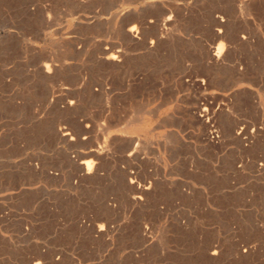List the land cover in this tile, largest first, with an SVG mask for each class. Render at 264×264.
Wrapping results in <instances>:
<instances>
[{"label":"rangeland","instance_id":"obj_1","mask_svg":"<svg viewBox=\"0 0 264 264\" xmlns=\"http://www.w3.org/2000/svg\"><path fill=\"white\" fill-rule=\"evenodd\" d=\"M70 1L0 0V264H264V0Z\"/></svg>","mask_w":264,"mask_h":264},{"label":"bare ground","instance_id":"obj_2","mask_svg":"<svg viewBox=\"0 0 264 264\" xmlns=\"http://www.w3.org/2000/svg\"><path fill=\"white\" fill-rule=\"evenodd\" d=\"M72 1V0H71ZM70 1V2H71ZM77 2H80L81 3V1H77ZM76 2V3H77ZM66 3V2H65ZM131 16V15H130ZM135 15H133L132 17H134ZM171 17V16H170ZM139 18V17H138ZM126 19V18H125ZM130 19V18H129ZM134 19H135V17H134ZM142 19V18H141ZM140 20V19H139ZM138 21V20H137ZM142 21V20H141ZM131 22V21H130ZM132 23V22H131ZM130 23V24H131ZM134 24H135V22H133ZM147 23V22H146ZM128 24H129V22H128ZM132 25V24H131ZM136 25V24H135ZM147 25V24H146ZM139 27V26H138ZM140 27H142V26H140ZM148 27V26H147ZM146 28V27H145ZM152 27H150V29H151ZM157 28V27H156ZM155 28V29H156ZM147 29V28H146ZM164 29V28H163ZM125 31V30H124ZM136 31H138V30H136L134 27H131L129 30H128V32H129V34H132V35H135L134 33L136 32ZM147 31V30H146ZM160 32H161V29H160ZM219 33L221 32V31H218ZM127 34V33H126ZM128 34V35H129ZM222 34V33H221ZM132 35H130V36H132ZM161 35V34H160ZM163 35V34H162ZM130 36H128L129 38H130ZM138 36V35H137ZM140 38H141V36H139ZM138 37V38H139ZM164 37V36H163ZM166 37V36H165ZM222 37V36H221ZM133 38H135V37H133ZM218 38H220V37H218ZM223 38V37H222ZM147 39V38H146ZM146 39H144V40H146ZM131 40H132V38H131ZM139 40V39H138ZM142 41H143V39H142ZM150 41V40H149ZM153 41V40H152ZM135 42V41H134ZM141 42V41H140ZM145 42V41H144ZM147 42V41H146ZM158 43V42H157ZM156 43V44H157ZM143 44V43H142ZM155 44V43H154ZM155 44V45H156ZM150 46H152V45H150ZM149 47V46H148ZM219 47V46H218ZM217 48V47H216ZM107 52V51H106ZM108 52H110V50L108 51ZM209 52V51H208ZM109 54V53H108ZM118 56H120V55H118ZM118 56L117 55H115V54H110V55H108V56H106V60H111V61H114V60H118L119 58H118ZM214 56L215 57H219L220 56V50L218 49V51H217V53H215L214 54ZM225 56V55H224ZM212 57V56H211ZM118 58V59H117ZM122 58L123 57H121V59L120 60H122ZM225 58V57H224ZM213 60V59H212ZM66 61V60H65ZM116 62V61H115ZM123 62V61H122ZM47 65H50L49 63L47 64ZM62 65H64V63L62 64ZM52 66V65H51ZM51 66L49 67V66H45V69H46V73H50L52 70V68H51ZM51 68V69H50ZM43 69V68H42ZM55 69H56V67H55ZM204 84H205V82H204ZM203 85V84H202ZM207 85V84H206ZM207 88V87H206ZM69 104V103H68ZM73 105V104H72ZM135 108V107H134ZM139 108V107H138ZM208 109V108H207ZM206 111V110H205ZM211 111V110H210ZM208 112H209V110H208ZM195 113V112H194ZM207 113V112H206ZM211 113V112H210ZM135 114V113H134ZM197 113H195V115H196ZM201 114V113H200ZM198 115V114H197ZM202 115V114H201ZM198 117V116H197ZM199 119V118H198ZM208 120V119H207ZM206 120V121H207ZM91 128V127H90ZM247 129V128H246ZM61 130V129H60ZM241 131H243V130H241ZM246 131V130H245ZM249 131V130H248ZM81 134V133H80ZM238 134V133H237ZM61 135L63 136V137H66V136H69L70 135V133L69 132H66L65 130H64V132L62 131L61 132ZM79 135V134H78ZM82 135V134H81ZM244 135V134H243ZM242 135V136H243ZM245 135H246V133H245ZM71 136V135H70ZM240 136V135H239ZM249 136V135H248ZM125 137V136H124ZM75 138H76V136H75ZM77 139V138H76ZM112 142V141H111ZM132 142V141H131ZM111 149V148H110ZM110 149H109V151H110ZM100 150H102V149H100ZM103 151H104V149H103ZM103 151H102V153H103ZM135 152V151H134ZM137 153V152H136ZM101 154V152L100 151H98V150H92V151H90V153H88V154H85L84 156L86 157V159H87V157H94L95 159H97V160H99V155ZM81 157V156H80ZM89 157V158H90ZM105 158V157H104ZM145 158V157H144ZM80 159V158H79ZM133 159V158H132ZM136 160H138L137 158H135ZM82 160H84L83 158H82ZM104 160V159H103ZM105 161H106V159H105ZM103 163V162H102ZM93 160L92 159H87V160H85V161H81L80 162V165L81 166H83V167H81L82 169L80 170L83 174H85V175H91L92 174V172H93ZM75 165V167L77 168V164H74ZM77 165V166H76ZM100 164H98L97 165V167L99 166ZM96 166V165H95ZM80 168V166H78V169ZM100 168V167H99ZM46 173H47V171H46ZM79 173V172H78ZM82 174V175H83ZM78 175V174H77ZM81 175V176H82ZM98 175V174H97ZM85 177V176H84ZM83 177V178H84ZM90 177V176H89ZM94 177V176H93ZM131 177V176H130ZM54 178V177H53ZM79 178H80V174H79ZM136 178V177H135ZM85 180V179H84ZM131 180V179H130ZM136 180V179H135ZM147 180V179H146ZM133 181H131V183H132ZM138 183V182H137ZM152 184V183H151ZM137 189H139L140 190V194H142L143 193V191H145V190H148L149 189V187H143V188H140V187H138ZM138 190V191H139ZM147 192V191H146ZM136 198H139V199H141L142 197H141V195H138ZM145 199V198H144ZM144 201V200H143ZM101 221V220H100ZM98 225V224H97ZM108 227V226H107ZM96 228V227H95ZM99 231H102L103 229H105L106 228V225H105V228L103 227V225H100L99 227ZM94 231H96V230H94ZM101 233V232H100ZM98 235H99V233H97ZM101 235V234H100ZM105 235V234H104ZM103 236V235H102ZM217 250H214L213 252H212V255H217ZM218 256V255H217ZM35 264H40V262H36Z\"/></svg>","mask_w":264,"mask_h":264}]
</instances>
